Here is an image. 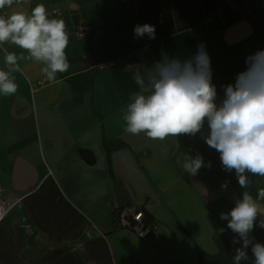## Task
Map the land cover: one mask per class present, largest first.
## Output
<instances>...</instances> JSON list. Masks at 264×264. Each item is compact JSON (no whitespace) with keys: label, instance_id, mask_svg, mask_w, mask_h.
<instances>
[{"label":"crops","instance_id":"obj_1","mask_svg":"<svg viewBox=\"0 0 264 264\" xmlns=\"http://www.w3.org/2000/svg\"><path fill=\"white\" fill-rule=\"evenodd\" d=\"M37 4L49 18L64 20L70 66L52 82L45 65L4 45L25 57L13 73L17 92L0 95V194L7 200L24 194L0 223L4 263L203 264L204 255L218 254L217 229L236 236L220 214L244 191L255 198L264 177L250 175L252 185L242 189L203 139L207 125L195 136L160 141L125 132L123 116L139 91L137 71L143 74L163 57L188 59L200 43L222 100V86L234 84L246 58L264 49V0H251L250 13L239 9V0H226L210 15L199 12L193 25L157 39L134 37L137 24L153 25L143 21L139 0H28L12 10L30 13ZM111 60L114 66L99 67ZM0 69L7 70L3 52ZM188 154L201 155L210 167L188 175ZM125 204L143 208L159 228L158 239L147 242L114 227L113 213ZM251 236L264 243V229L255 227ZM248 255L254 259L251 246Z\"/></svg>","mask_w":264,"mask_h":264},{"label":"clouds","instance_id":"obj_2","mask_svg":"<svg viewBox=\"0 0 264 264\" xmlns=\"http://www.w3.org/2000/svg\"><path fill=\"white\" fill-rule=\"evenodd\" d=\"M28 0H0V52L4 53L7 70L0 69V95L10 96L18 85L13 73L20 72L19 57L4 45L11 44L25 50L28 59L39 62L49 81L55 82L57 73L66 72L69 62L66 48L69 37L63 19L49 18L43 4L29 13L12 10L26 5ZM155 26L137 24L134 37L155 39ZM247 68L237 74L234 84L223 85L224 97L217 101V88L212 82L211 57L204 43L188 59L163 57L141 74L134 75L139 91L132 93L123 116L125 132L144 133L152 140L168 137L195 136L207 125L206 144L219 153L222 170L235 172L242 189L252 185L249 176L264 177V49L249 55ZM205 164L201 155H187L183 164L190 176H196ZM227 183L222 189H227ZM220 219L236 236L234 264L249 262L264 264V243L251 236L255 227L264 229V188L254 198L248 191L235 201V206ZM258 222V223H257ZM223 227L217 229L223 234ZM254 259L249 258L248 249Z\"/></svg>","mask_w":264,"mask_h":264},{"label":"trees","instance_id":"obj_3","mask_svg":"<svg viewBox=\"0 0 264 264\" xmlns=\"http://www.w3.org/2000/svg\"><path fill=\"white\" fill-rule=\"evenodd\" d=\"M141 2V16L143 21H152L155 26V39L189 27L195 23V16L199 12L212 14L226 0H139ZM146 8V10H145ZM203 142L201 143V146ZM203 148V146H202ZM233 236L228 234L214 235L219 246L216 255H204L203 264H234L235 249ZM250 251V246L248 253ZM249 256V255H248ZM5 256L0 255V264L4 263ZM250 258V257H249ZM251 260V258H250ZM242 264H250L242 262Z\"/></svg>","mask_w":264,"mask_h":264},{"label":"built area","instance_id":"obj_4","mask_svg":"<svg viewBox=\"0 0 264 264\" xmlns=\"http://www.w3.org/2000/svg\"><path fill=\"white\" fill-rule=\"evenodd\" d=\"M251 0H239V9L242 12L250 13L251 12ZM55 11V10H54ZM85 29L80 28L77 30V35L83 37L85 35ZM115 61L111 60L104 64H100L99 67H112L114 66ZM2 187H0V192ZM24 197V194L15 195L13 199L7 200L0 194V223L5 218L7 213ZM23 220V218H21ZM113 223L115 228L126 229L139 238L147 242H153L158 239L160 236L159 228L155 222L147 220L144 215L143 208L134 204H125L117 209L113 213Z\"/></svg>","mask_w":264,"mask_h":264}]
</instances>
